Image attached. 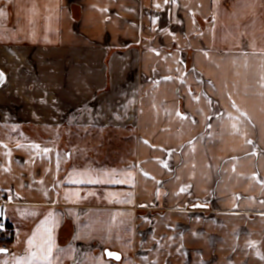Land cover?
<instances>
[{
  "label": "crops",
  "instance_id": "crops-1",
  "mask_svg": "<svg viewBox=\"0 0 264 264\" xmlns=\"http://www.w3.org/2000/svg\"><path fill=\"white\" fill-rule=\"evenodd\" d=\"M0 13V264H264V0Z\"/></svg>",
  "mask_w": 264,
  "mask_h": 264
},
{
  "label": "snow or ice",
  "instance_id": "snow-or-ice-1",
  "mask_svg": "<svg viewBox=\"0 0 264 264\" xmlns=\"http://www.w3.org/2000/svg\"><path fill=\"white\" fill-rule=\"evenodd\" d=\"M165 3H169V0H165ZM159 7V5H157ZM0 15H3V13H0ZM4 80V74L0 73V81ZM33 147L39 148L38 145H34ZM45 152L48 151V149H44ZM99 180H87V181H73V183H100ZM113 183H120L121 181H111ZM5 230V222H4V215L2 210H0V231ZM44 239L45 243L43 246L40 247L39 254L32 253L31 258L35 261H38L39 264H52L53 259V242H52V236H51V229H45V236L42 238ZM32 241H29V244H31ZM250 246L255 247L254 243L250 242ZM5 249H0V253L5 252ZM106 255L114 260L119 261L121 259L119 254L113 253L111 251H107ZM264 258V257H262Z\"/></svg>",
  "mask_w": 264,
  "mask_h": 264
},
{
  "label": "rangeland",
  "instance_id": "rangeland-1",
  "mask_svg": "<svg viewBox=\"0 0 264 264\" xmlns=\"http://www.w3.org/2000/svg\"><path fill=\"white\" fill-rule=\"evenodd\" d=\"M199 46V45H198ZM206 47V46H205ZM172 48V47H171ZM171 48H170V52H171ZM159 49L161 50L162 49V47L160 46L159 47ZM178 49L179 50H177V51H179V52H181V53H184V52H192V53H196L195 52V50H189V48H186L185 46H183L182 48H179L178 47ZM204 49H206V50H204V52H207L208 54L210 53V54H219V48H216V50L215 49H213L212 50V48L211 47H209V48H204ZM164 49H162L161 50V52H164L163 51ZM169 52V53H170ZM217 52V53H216ZM163 55V54H162ZM161 59H162V57H160ZM161 63H163V61L161 60L160 61V64ZM185 63H187V62H185ZM167 63L166 62H164V66H165V68H167V69H169L170 68V66H167L166 65ZM211 65L213 64V67H215V65H216V63H210ZM160 67H162V66H160ZM219 67V66H218ZM212 72H213V74H214V79H212L211 80V77L210 76H208V74H207V76L206 77H202L203 79H204V81H205V85H206V88H207V91H205V96L207 97V99L208 100H218L219 101V69L216 67V68H213L212 70H211ZM216 72H217V75H215L216 74ZM214 80V81H213Z\"/></svg>",
  "mask_w": 264,
  "mask_h": 264
},
{
  "label": "built area",
  "instance_id": "built-area-1",
  "mask_svg": "<svg viewBox=\"0 0 264 264\" xmlns=\"http://www.w3.org/2000/svg\"><path fill=\"white\" fill-rule=\"evenodd\" d=\"M5 232H7V229H6V227H5V230H3V231H0V235H3ZM2 249H5V250H7L8 249V247H7V245L6 244H2V247H1Z\"/></svg>",
  "mask_w": 264,
  "mask_h": 264
}]
</instances>
